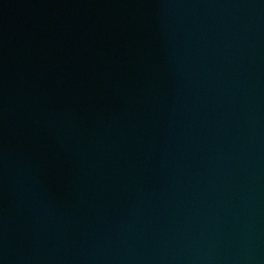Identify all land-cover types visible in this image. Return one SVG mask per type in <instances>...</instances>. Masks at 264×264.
I'll return each instance as SVG.
<instances>
[{
	"label": "water",
	"instance_id": "obj_1",
	"mask_svg": "<svg viewBox=\"0 0 264 264\" xmlns=\"http://www.w3.org/2000/svg\"><path fill=\"white\" fill-rule=\"evenodd\" d=\"M0 264H264V0H0Z\"/></svg>",
	"mask_w": 264,
	"mask_h": 264
}]
</instances>
